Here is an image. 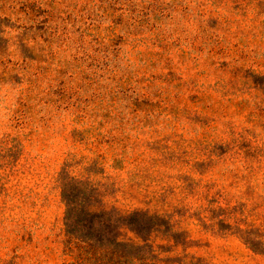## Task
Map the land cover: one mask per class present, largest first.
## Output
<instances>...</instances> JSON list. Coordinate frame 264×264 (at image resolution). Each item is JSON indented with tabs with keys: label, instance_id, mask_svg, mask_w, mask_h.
<instances>
[{
	"label": "rangeland",
	"instance_id": "1",
	"mask_svg": "<svg viewBox=\"0 0 264 264\" xmlns=\"http://www.w3.org/2000/svg\"><path fill=\"white\" fill-rule=\"evenodd\" d=\"M70 176L85 239L264 264V0H0V264L72 263Z\"/></svg>",
	"mask_w": 264,
	"mask_h": 264
},
{
	"label": "trees",
	"instance_id": "2",
	"mask_svg": "<svg viewBox=\"0 0 264 264\" xmlns=\"http://www.w3.org/2000/svg\"><path fill=\"white\" fill-rule=\"evenodd\" d=\"M92 181L80 177H68L63 183V198L66 204L65 255L71 264H186L177 259H161L149 251L145 245L126 241L121 228L112 239H85L82 219L94 214L93 201L100 198V192L90 184ZM106 214V213H105ZM81 226V228H80ZM146 243L142 231L137 233Z\"/></svg>",
	"mask_w": 264,
	"mask_h": 264
}]
</instances>
